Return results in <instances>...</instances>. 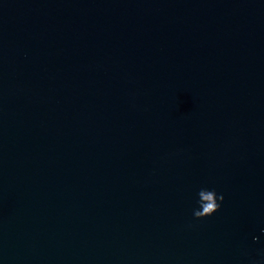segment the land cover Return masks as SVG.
<instances>
[{"label": "water", "instance_id": "water-1", "mask_svg": "<svg viewBox=\"0 0 264 264\" xmlns=\"http://www.w3.org/2000/svg\"><path fill=\"white\" fill-rule=\"evenodd\" d=\"M0 264H264V0H0Z\"/></svg>", "mask_w": 264, "mask_h": 264}, {"label": "clouds", "instance_id": "clouds-1", "mask_svg": "<svg viewBox=\"0 0 264 264\" xmlns=\"http://www.w3.org/2000/svg\"><path fill=\"white\" fill-rule=\"evenodd\" d=\"M200 209L194 212L196 218H205L216 213L224 200L223 195H218L215 190L201 189L198 193Z\"/></svg>", "mask_w": 264, "mask_h": 264}]
</instances>
